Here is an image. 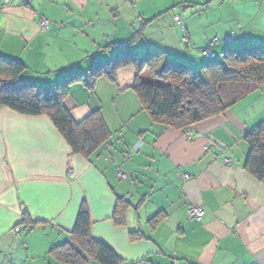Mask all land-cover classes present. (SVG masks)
<instances>
[{"label": "crops", "instance_id": "0c3cea01", "mask_svg": "<svg viewBox=\"0 0 264 264\" xmlns=\"http://www.w3.org/2000/svg\"><path fill=\"white\" fill-rule=\"evenodd\" d=\"M227 34L234 40L225 44ZM214 37L210 48L220 55L231 44L263 42L264 0H0V54L22 61L21 77L39 86L86 73L128 41L139 56L163 51L199 66ZM135 74L130 63L98 77L93 91L70 84L63 104L73 119L99 110L112 133L89 160L72 153L46 115L0 106V264H62L50 249L70 240L83 199L92 237L119 264H264V184L243 169V137L264 118V84L222 114L177 130L140 109ZM118 196L130 203L123 226L112 221ZM190 204L203 216L190 220ZM26 217L38 223L26 228ZM139 229L145 237L131 241Z\"/></svg>", "mask_w": 264, "mask_h": 264}, {"label": "trees", "instance_id": "16d2710c", "mask_svg": "<svg viewBox=\"0 0 264 264\" xmlns=\"http://www.w3.org/2000/svg\"><path fill=\"white\" fill-rule=\"evenodd\" d=\"M117 46V54L106 62L94 65L86 73L74 72L50 86L34 85L24 80L21 77L26 70L24 63L0 54V106L22 115H46L72 153L89 160L110 141L112 133L99 110L90 112L81 121L73 119L63 104V98L75 80H80L93 91L98 77L111 78L115 68L133 63L136 74L132 89L140 109L154 123L177 130H187L199 121L222 114L264 84V41L228 45L221 56H204L205 60L199 66L170 58L163 51L145 52L139 56L131 48V41ZM144 67L148 69V75L144 74ZM243 139L249 148L243 169L264 184V118ZM129 206L124 197H116L112 214L114 225H125ZM160 218L161 214L151 217V227ZM22 222L26 228L38 223L27 217ZM90 226V211L83 199L70 240L50 249L54 259L62 264H88L91 261L119 264L122 259L109 245L92 237ZM143 237L140 229L129 232L131 241Z\"/></svg>", "mask_w": 264, "mask_h": 264}, {"label": "built area", "instance_id": "2783aa9c", "mask_svg": "<svg viewBox=\"0 0 264 264\" xmlns=\"http://www.w3.org/2000/svg\"><path fill=\"white\" fill-rule=\"evenodd\" d=\"M174 21L180 26V28L182 30V33H183L182 34V38H181L182 42H186L187 41V37H186V34H185V28H184V26H183V24H182V22H181V20H180V18H179L178 15H175L174 16ZM40 24H41L42 27H47L48 24H49V20L46 19V18H41ZM218 40L219 39L217 37H214L210 41L209 45L205 46L201 50L202 51V55L205 56L206 58H215L217 56H221L219 54H216L210 48V45L213 44L214 42H217ZM233 40H234V35H232V34H227L222 39V41L224 43L232 42ZM228 150H229V147L228 146H222V145L219 146L220 153H227ZM223 160L226 163H230L231 162L230 159H228L227 157H225ZM69 174L72 175V171H70ZM117 174H118V176H124V175H122V172L121 171H119ZM203 214H204V209L201 206L194 205V204L188 205V207H187V215H188L189 218H191V219H198V218L202 217ZM14 231L15 232H19V228L18 227H15L14 228Z\"/></svg>", "mask_w": 264, "mask_h": 264}, {"label": "rangeland", "instance_id": "374dc122", "mask_svg": "<svg viewBox=\"0 0 264 264\" xmlns=\"http://www.w3.org/2000/svg\"><path fill=\"white\" fill-rule=\"evenodd\" d=\"M181 6H183L184 7V3H182V4H180V5H176L174 8H171L170 10H169V12H174V11H179V10H181V8H183V7H181ZM225 36V35H224ZM223 36V37H224ZM222 37V38H223Z\"/></svg>", "mask_w": 264, "mask_h": 264}]
</instances>
